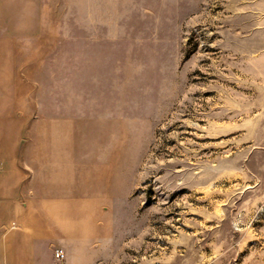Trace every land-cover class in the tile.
<instances>
[{"label": "rangeland", "instance_id": "rangeland-1", "mask_svg": "<svg viewBox=\"0 0 264 264\" xmlns=\"http://www.w3.org/2000/svg\"><path fill=\"white\" fill-rule=\"evenodd\" d=\"M0 40L38 264H264V0H0Z\"/></svg>", "mask_w": 264, "mask_h": 264}, {"label": "crops", "instance_id": "crops-1", "mask_svg": "<svg viewBox=\"0 0 264 264\" xmlns=\"http://www.w3.org/2000/svg\"><path fill=\"white\" fill-rule=\"evenodd\" d=\"M6 74L0 40V264H38L40 247L51 240L53 231L46 217L48 205H38L33 181L28 178L26 184L25 176H20L24 128L13 104L5 101L21 100V93L14 88L10 73Z\"/></svg>", "mask_w": 264, "mask_h": 264}, {"label": "built area", "instance_id": "built-area-1", "mask_svg": "<svg viewBox=\"0 0 264 264\" xmlns=\"http://www.w3.org/2000/svg\"><path fill=\"white\" fill-rule=\"evenodd\" d=\"M56 257H57L58 259H62V258L65 257V254H64V252H63L62 250H57V251H56Z\"/></svg>", "mask_w": 264, "mask_h": 264}]
</instances>
